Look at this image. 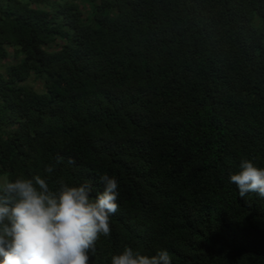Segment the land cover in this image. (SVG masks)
<instances>
[{"label": "trees", "instance_id": "obj_1", "mask_svg": "<svg viewBox=\"0 0 264 264\" xmlns=\"http://www.w3.org/2000/svg\"><path fill=\"white\" fill-rule=\"evenodd\" d=\"M58 155L54 186L119 181L89 264H264V198L229 180L264 167V0H0V176Z\"/></svg>", "mask_w": 264, "mask_h": 264}, {"label": "clouds", "instance_id": "obj_2", "mask_svg": "<svg viewBox=\"0 0 264 264\" xmlns=\"http://www.w3.org/2000/svg\"><path fill=\"white\" fill-rule=\"evenodd\" d=\"M0 176V264H89L101 235H110V218L119 208V181L103 173L102 190L89 182L54 186L51 174ZM241 198L256 193L264 198V167L242 159L239 170L230 173ZM95 192V194H93ZM111 264H173L166 248L154 254L125 245L111 256Z\"/></svg>", "mask_w": 264, "mask_h": 264}, {"label": "rangeland", "instance_id": "obj_3", "mask_svg": "<svg viewBox=\"0 0 264 264\" xmlns=\"http://www.w3.org/2000/svg\"><path fill=\"white\" fill-rule=\"evenodd\" d=\"M12 53H13V51H12ZM15 61H17V60H16V57H14L13 55L10 58L5 59L4 63H3L4 66H2V70H5V68H6L5 65L6 64H8L9 62H15ZM26 83L31 85V86H33L35 89H38L39 91L43 90L42 82L40 80L33 79V77H31L29 80H27Z\"/></svg>", "mask_w": 264, "mask_h": 264}]
</instances>
